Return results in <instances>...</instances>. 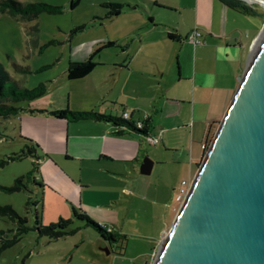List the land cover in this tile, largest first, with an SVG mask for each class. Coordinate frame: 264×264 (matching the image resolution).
Listing matches in <instances>:
<instances>
[{
  "label": "crops",
  "instance_id": "crops-1",
  "mask_svg": "<svg viewBox=\"0 0 264 264\" xmlns=\"http://www.w3.org/2000/svg\"><path fill=\"white\" fill-rule=\"evenodd\" d=\"M110 2L123 5L120 13L110 18L99 15L93 24L111 31L105 32L99 47L106 41L115 45L100 49L97 65L88 75L69 80L81 82L67 89V108L118 118L127 112L128 121L136 127L147 121L148 134L157 141L131 132L117 135L122 128L111 122L69 121L47 114L61 110L64 102L59 107L50 105L53 108L19 106L22 111L16 117L18 136L39 147L35 150L41 159L37 173L50 192L87 213L90 207L82 203L84 195L96 188L112 200L113 190H125L129 180L142 175L143 157L161 160L158 144L176 148L167 132L181 133L182 149L192 157L197 142L191 133L195 124L203 125L201 158L208 132L219 126L235 94L251 46L248 31L238 23L241 16L252 12L229 7L221 0ZM182 16L187 17L183 27ZM194 30L201 33V44L189 41ZM84 58L70 56L68 60ZM198 107L201 116H197ZM112 180L118 184L110 186ZM112 201L98 204L97 210L110 208Z\"/></svg>",
  "mask_w": 264,
  "mask_h": 264
},
{
  "label": "rangeland",
  "instance_id": "rangeland-1",
  "mask_svg": "<svg viewBox=\"0 0 264 264\" xmlns=\"http://www.w3.org/2000/svg\"><path fill=\"white\" fill-rule=\"evenodd\" d=\"M16 1L47 3L61 7L62 11L58 14L42 12L31 20L0 13V64L11 80L20 87L33 89L41 83L46 86L42 96L12 105L26 107L29 104L32 108L40 105L53 108L59 107V102L62 106L61 102H64L61 109H66L67 89L78 86L81 82L67 80L64 72L69 63L68 59L70 56L82 59L92 53L100 46L98 42L105 37V32H111L109 27L101 28L93 22L97 17L106 15L101 3L113 0H80L78 6L73 9L70 8V0ZM241 1L252 11L247 17L241 16L238 23L248 31L250 37L248 64L256 42L262 35V40L264 38V0ZM185 19L186 16L180 18L181 27ZM76 27L83 29L69 37ZM242 74L243 72L241 76ZM198 109L197 116H201L203 111L199 107ZM216 130L215 126L207 134V148L200 159L199 148L205 133L203 125L195 124L193 132H190L197 142L192 157L187 150L182 149L181 133L167 132L166 137L174 138L176 148L158 144L156 148L161 154V160L154 161L151 158L153 156H147L154 162L149 175H138L136 179L129 180L124 186L125 190H117L116 193L113 190V201L103 192L98 193L96 188L93 193L83 196L82 203L90 207L88 213L83 211L91 219L124 236L121 242L111 245V252L107 243L91 228L74 220L70 203L62 202V199L50 192L48 185L42 181L41 174L34 172L33 176L38 180V184L42 183L44 190L41 199L43 203H38L36 207L42 225L56 223L59 218H64L72 219V228L78 229L73 235L49 243L31 231L16 245L0 254V264H154L182 205L175 200L180 183L183 180L192 182ZM184 138L183 131L182 141ZM23 147L24 142L18 137V119L0 118V206L10 205L19 215L26 216L31 224L34 221V210L26 208L25 203L29 197L34 198L36 187L28 182L27 190L20 192H7L2 189L10 187L16 178L30 172L33 169L32 162L37 161L40 166L41 159L37 160L32 155L20 160L9 159ZM151 149L152 146L149 150ZM39 154L37 152L36 155L39 157ZM117 184L113 180L109 182L110 186ZM39 197L41 198V190ZM105 201H112L108 202L111 207L97 210V205ZM75 207L79 208L77 205ZM9 227V224L0 220V228Z\"/></svg>",
  "mask_w": 264,
  "mask_h": 264
},
{
  "label": "water",
  "instance_id": "water-1",
  "mask_svg": "<svg viewBox=\"0 0 264 264\" xmlns=\"http://www.w3.org/2000/svg\"><path fill=\"white\" fill-rule=\"evenodd\" d=\"M154 264H264V38Z\"/></svg>",
  "mask_w": 264,
  "mask_h": 264
},
{
  "label": "trees",
  "instance_id": "trees-1",
  "mask_svg": "<svg viewBox=\"0 0 264 264\" xmlns=\"http://www.w3.org/2000/svg\"><path fill=\"white\" fill-rule=\"evenodd\" d=\"M224 4L229 7L239 9L243 12H252L250 8L247 7L241 0H221ZM80 0H70V8L73 9L78 6ZM106 9L105 18H110L116 16L120 13L123 5L118 3H103L101 5ZM62 8L59 6L47 4V3H21L16 0H0V13H7L10 16H19L21 19L31 20L32 18L38 16L42 12L49 14L61 13ZM83 27L74 28L69 37L80 30ZM169 37H174L169 34ZM114 42L106 41L103 43L102 47L114 46ZM102 47L94 49L87 57L79 62H69L65 71L66 78L68 80H78L86 75H88L93 68L97 65L96 57ZM46 91L45 84L41 83L33 89H25L20 87L11 80L8 72L0 64V118L8 119L10 117H18L22 108L19 106L12 105L13 103H18L22 101H31L42 96ZM34 112L33 110H29ZM48 115L55 118H62L69 121H79V120H92L101 122H111L116 126L122 128L121 131H117L115 134L120 135L124 132H131L142 136H148V129L146 128L145 121L142 128H137L134 123L124 120L122 117H113L110 115H103L94 110L89 111H72L68 108L48 111ZM209 133V132H208ZM24 141V147L19 153L12 154L10 160H20L28 155L35 156L37 160L40 159L35 153L38 149V145L33 141L22 138ZM208 135L203 145L202 154L207 148ZM33 169L28 172L25 176H20L16 178L10 187H2L3 190L7 192H20L22 190H27V183L31 182L34 187H36V193L34 198L29 197L25 203L26 208H33L34 210V221L30 224L26 216L19 215L10 205L0 206V220L10 227L7 229L0 228V254L5 250L16 245L24 235L29 232H34L38 238H45L46 242H53L58 239L64 238L69 235H73L77 229L72 228V219L59 218L56 223H50L49 225L43 226L38 218L37 205L41 204V198L39 197V191L42 185L38 184L34 172H38V162H32ZM72 215L74 220L82 222L86 227L91 228L102 240H104L111 252V245L117 242H121L124 236L116 233L114 230H109L105 226L100 225L93 219H91L87 213L80 209L72 208ZM121 244V243H120ZM23 264V262H22Z\"/></svg>",
  "mask_w": 264,
  "mask_h": 264
},
{
  "label": "built area",
  "instance_id": "built-area-1",
  "mask_svg": "<svg viewBox=\"0 0 264 264\" xmlns=\"http://www.w3.org/2000/svg\"><path fill=\"white\" fill-rule=\"evenodd\" d=\"M189 41L194 44V45H198L202 43V35L198 30H194L193 32H191V34L188 37ZM124 120H128L129 119V114L127 112H123L122 116H121ZM143 124H141L140 122L137 124V128H142ZM145 139H147L148 141H151L153 143H155L157 140H155L154 138L148 136H145ZM191 186V182H187L185 180L181 181L180 183V187L176 193L175 196V200L179 203H183L187 193L189 191V188Z\"/></svg>",
  "mask_w": 264,
  "mask_h": 264
},
{
  "label": "bare ground",
  "instance_id": "bare-ground-1",
  "mask_svg": "<svg viewBox=\"0 0 264 264\" xmlns=\"http://www.w3.org/2000/svg\"><path fill=\"white\" fill-rule=\"evenodd\" d=\"M263 35L259 38V40L256 42L255 46L253 47L251 56H250V60L252 59L253 55L255 54V52L257 51L258 45L260 43V41L262 40Z\"/></svg>",
  "mask_w": 264,
  "mask_h": 264
}]
</instances>
